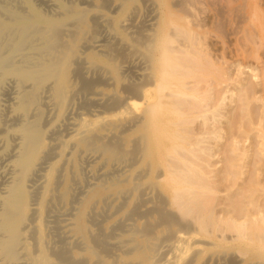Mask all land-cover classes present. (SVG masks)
I'll list each match as a JSON object with an SVG mask.
<instances>
[{
	"label": "bare ground",
	"instance_id": "1",
	"mask_svg": "<svg viewBox=\"0 0 264 264\" xmlns=\"http://www.w3.org/2000/svg\"><path fill=\"white\" fill-rule=\"evenodd\" d=\"M83 1L0 0V264H264V199L234 200L218 152L236 96L264 139V56L232 76L264 48V0H106L118 27ZM88 157L113 180L82 186Z\"/></svg>",
	"mask_w": 264,
	"mask_h": 264
},
{
	"label": "rangeland",
	"instance_id": "2",
	"mask_svg": "<svg viewBox=\"0 0 264 264\" xmlns=\"http://www.w3.org/2000/svg\"><path fill=\"white\" fill-rule=\"evenodd\" d=\"M44 0H33L32 3L35 4V6L39 9L42 10V12H44V14L48 17H53L55 16V12H56V8H53V7H46L45 6V3H43ZM61 1L63 4H65L66 6L68 7H73V8H76V9H81L83 7H88L89 4H87L88 2L85 3V1L83 0H59ZM104 3V5L106 4L105 1L106 0H102ZM85 4H84V3ZM97 2H101V0H97ZM41 3V4H40ZM238 1H235L233 3V5H238ZM108 8V9H107ZM143 10V11H142ZM113 10L111 8L108 7V5L106 4L105 7L102 9V12L104 13V15L107 17V19L109 21H113V16H115V14L112 12ZM146 12V10L144 8H142L140 11H139V15L142 16L144 13ZM262 15V17H261ZM264 5L262 7V10L257 14V17H259L260 19H264ZM115 21L117 22V27L118 26H121L122 25V22L121 20L115 16ZM118 20V21H117ZM128 20V21H127ZM130 21V17H127L125 22H129ZM123 34H124V37L125 39H129V36H127V33L125 31H122ZM99 36V38H101V34L97 35ZM257 50H256V49ZM254 48V55L256 56V58H252L249 63L245 64V66L241 69V71H244V74L242 75H239V71L238 68L235 66V64L232 66V69H233V78H238L239 79V82L237 84H239V89L241 88V84H244V80L247 84V81L248 79L251 80L250 81V84L253 83L252 81H257V76L262 78V72H263V68L260 67L262 64V60L264 59V48L263 46L262 47H259L261 49L257 47ZM256 50V51H255ZM84 52H89V50H83ZM256 52V54H255ZM95 57V53H90V58L93 59ZM263 57V59H261ZM228 58V57H227ZM229 60V59H228ZM260 62V63H259ZM235 68V69H234ZM237 68V69H236ZM231 69V68H230ZM231 69V71H232ZM247 71V72H246ZM261 71V72H260ZM236 74V75H235ZM262 74V75H261ZM249 75V77H248ZM260 75V76H259ZM231 76V77H232ZM236 76V77H235ZM128 77V75H127ZM251 78V79H250ZM259 78V79H260ZM249 83V81H248ZM249 85V84H248ZM105 88V87H104ZM103 88V89H104ZM238 89V87H236ZM238 89V90H239ZM242 89V88H241ZM104 90H107L106 88ZM262 94V91H259L257 94L254 93V96H255V99L252 100V102L250 103V111L251 113L255 114V120H261V123H264V97L261 96ZM82 96V99H83V95L81 93L77 94L74 98H73V101H72V111H71V116H74L75 114H77V112L80 110V97ZM238 96H236L234 102L231 103V110L229 112V122L230 123V127L228 128V131H227V134L225 135L224 137V143H222L220 146V148H218V152L224 156L223 157V160L220 161V163L222 164L223 166V170L221 171V174L224 175L225 173L227 172H239V180H237V183H238V186L240 187L241 189V192L243 193V195L240 194V199H238V197H234V200L235 201H240V206L245 203V200H248L247 199V195H249L250 192H253L254 189H256L257 193H258V200L257 201H261L264 199V192H262L261 190L258 191V189H260L262 187V189H264V139H260L257 137H252L250 140L247 139V141L244 140L245 138V134L244 133H250L249 136H251L253 133L254 130L252 129H247L246 127H248V124L245 123L246 122V114L245 111V105L242 104L240 101H239V97L237 98ZM78 98V99H77ZM76 99V100H75ZM83 101V100H82ZM81 101V103H82ZM254 101V102H253ZM78 104L79 107H75L77 106L76 104ZM254 106V108H253ZM244 107V108H243ZM252 107V108H251ZM77 108V109H76ZM257 108V109H255ZM245 109V110H244ZM255 109V111L253 110ZM236 111V112H235ZM253 111V112H252ZM76 112V113H75ZM243 113V114H242ZM231 114V115H230ZM240 114L242 116H240ZM258 114V116H257ZM244 115V116H243ZM76 116V115H75ZM237 118V119H236ZM240 118H243L241 120V123L243 125V127H238L239 125L237 124L239 119ZM236 119V122L233 121ZM232 120V121H231ZM244 121V122H243ZM68 122V120H65L63 119L60 124L62 127H66L64 125H66ZM246 124V125H244ZM233 125V126H232ZM232 126V127H231ZM241 132V133H240ZM239 134V135H238ZM243 134V135H242ZM254 135V134H253ZM264 135V134H263ZM234 136H237V139L240 141L238 142L236 145H237V149L235 151L232 150V141H233V137ZM255 140V141H254ZM253 142V143H252ZM257 142V143H256ZM241 145H240V144ZM224 144V146H223ZM257 144V145H256ZM261 144V145H260ZM224 147V148H223ZM240 154V155H239ZM235 159V160H232L233 158L232 157H229L231 156ZM229 157V158H228ZM232 158V159H231ZM261 158H263L261 160ZM89 159V160H88ZM94 159V160H93ZM226 159V161H225ZM242 159V160H241ZM244 160V161H243ZM94 161H96L95 158H92V157H88L86 160H83L81 163H82V169H81V176L82 178L84 179L83 181L85 182V184H83L84 182H82V186H85L88 182L90 181H93V182H96L98 181L97 179H101L100 181L103 182V181H112L113 180V169L109 170L108 173H105L106 176H104L105 174L102 173V168L98 165H94ZM87 162V163H86ZM242 165V166H241ZM261 165V166H260ZM93 166H97V168H93ZM262 167L261 170H256V167ZM100 168V170H99ZM97 169V170H95ZM235 170V171H234ZM256 170V171H255ZM110 172V173H109ZM102 173V174H101ZM233 173L232 176H233ZM94 174L96 175L94 180H93V177H94ZM230 174V175H231ZM235 174V173H234ZM108 175V176H107ZM111 175V176H110ZM229 175V176H230ZM98 177V178H96ZM105 177V178H104ZM259 178V179H257ZM1 179V178H0ZM105 179V180H104ZM96 180V181H95ZM103 180V181H102ZM243 180V181H242ZM260 182H259V181ZM262 180V181H261ZM258 181V182H257ZM251 183V184H250ZM236 188V186L234 187ZM253 188V189H251ZM248 189V190H247ZM232 190V189H231ZM246 194V195H245ZM246 196V197H245ZM244 199H241L243 198ZM237 198V199H235ZM248 202H246L247 204ZM255 203V202H254ZM106 210V211H105ZM104 214L103 216H100V221L101 224L104 222L103 220L105 218L102 219V217H110L109 216V213L107 211V208L104 209ZM106 213V215H105ZM105 215V216H104ZM102 219V220H101ZM103 221V222H102ZM100 224V223H99Z\"/></svg>",
	"mask_w": 264,
	"mask_h": 264
}]
</instances>
